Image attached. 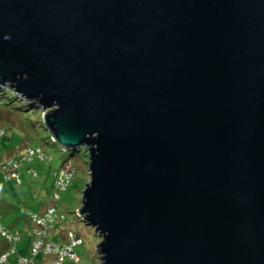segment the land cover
Masks as SVG:
<instances>
[{
	"label": "water",
	"instance_id": "1",
	"mask_svg": "<svg viewBox=\"0 0 264 264\" xmlns=\"http://www.w3.org/2000/svg\"><path fill=\"white\" fill-rule=\"evenodd\" d=\"M0 87L86 152L101 264H264V0H0Z\"/></svg>",
	"mask_w": 264,
	"mask_h": 264
},
{
	"label": "rangeland",
	"instance_id": "2",
	"mask_svg": "<svg viewBox=\"0 0 264 264\" xmlns=\"http://www.w3.org/2000/svg\"><path fill=\"white\" fill-rule=\"evenodd\" d=\"M0 89L5 90L7 88L0 87ZM18 98L20 99V97ZM2 105L0 106V129H3L5 132L4 136L0 138V158L6 155L10 157L11 153L17 154L20 158L21 156L24 157L26 155V142H28L27 145L32 148H44L49 158L45 156V158H48L45 161L33 160L31 163L35 170L38 171V177L36 178L29 175L28 171H25L28 168V164L24 163L22 169L25 171L23 183L18 188L14 186V181L5 182L0 173V182L2 183V189L0 190V198L2 200L0 211L2 214L0 220H2L5 225L15 230H21L24 233L27 232V220L25 215L29 210H35L41 203H46L48 201L52 193L55 173L60 170L63 172H72L74 173L73 181L67 191L59 192L54 188L53 197L55 194L57 195L60 193V199L58 203L54 202L53 204L58 211H65L67 213L66 224L68 227L66 228L78 232L84 240V245L77 248V252L80 255V260L78 262L66 260L64 264H101V256L97 251V247L101 240L96 235L94 229L86 226L82 221L78 220V216L73 215V212L77 214V211L81 208L83 191L90 183L87 154L84 156V153H82L76 157L72 156L69 158L67 151H64L56 142V145L52 147L44 141L45 136L48 135L51 137V141L54 142V139L46 128H44V133L42 129L35 131L37 129L36 127H34L35 130H29L31 127L27 125L30 123V120H32V117H30L29 120H26L25 117L32 113L31 109L18 112L10 108L9 105ZM39 115L40 119L37 118V120L41 121L40 125H42L43 113L41 112ZM35 119L36 118L33 120V124L36 121ZM43 156L42 154V157ZM51 202L53 201L51 200ZM53 228L49 230L46 226L44 229H46V231L47 229L52 231L54 230ZM66 228H63V231L67 233L68 231L65 230ZM40 230H42V227ZM30 236V232L29 234L27 233L18 246L20 249H23L22 253L24 255H29L28 245L31 241ZM16 258L17 257L13 259V262H15ZM38 260H44L43 264H51L53 256L45 259L41 257Z\"/></svg>",
	"mask_w": 264,
	"mask_h": 264
},
{
	"label": "trees",
	"instance_id": "3",
	"mask_svg": "<svg viewBox=\"0 0 264 264\" xmlns=\"http://www.w3.org/2000/svg\"><path fill=\"white\" fill-rule=\"evenodd\" d=\"M0 102H1V105L2 104H5V105H9L10 108L18 111V112H24V111H27L28 109H31L32 110V113H30L29 115H27L25 117L26 120H29L30 117H32V120H30V123L27 125L29 127H31V129L29 128V130H35L34 127H36L37 129L35 131H38L39 129H42V132L45 128V126L43 125L44 122L41 124V121L37 120L40 119V113L42 112L41 109H39L38 105L35 104V103H29L23 99H19L18 97H16V95L13 93V91H11L10 89H5V90H2L0 89ZM0 105V106H1ZM3 106V105H2ZM36 111V112H34ZM17 114H20V113H17ZM34 118H36L35 120V123L33 124V120ZM39 126H42V127H39ZM0 131H3V134L0 135V138L2 136H4V130L3 129H0ZM43 132V133H44ZM44 141L48 144V145H51L52 147H54L56 144L55 142H52L51 141V137H49L48 135L45 136L44 138ZM28 144V142H26ZM27 144H25V149H26V155L23 157L21 156V158L19 156H17V154H10V157H8V155L0 158V163L2 162H6V161H12V162H16V163H19L21 165V167L19 168L18 170V173H19V181L18 180H11V181H14V186L15 187H19L22 185L23 183V175L25 174V171H28V174L31 175L32 177H38V171L35 170V168L31 165V163L33 162V160H40V161H45L46 159L49 158V156L47 155L46 151L44 150V148L42 147H36V148H32L31 146H28ZM30 150H33L35 153L34 155H30ZM37 150H40L41 153L44 155L43 157L41 156H38L37 154ZM67 153L69 154V158L74 156H78L82 153H84V156H86V152L84 151V149H81V150H74V151H67ZM45 156H47L48 158H45ZM29 158H31L29 160ZM68 159V158H67ZM65 161V160H64ZM24 163L28 164V168L23 171V165ZM62 171H58L55 173V180H54V183H53V187H52V193L48 199V201L46 203H41L40 206L35 209V210H29L26 215H25V218L27 220V229L26 231L27 232H22L21 230H15L13 229L12 227L10 226H7L5 225L2 220H0V259L3 257V256H7V261L5 263H1L0 264H21L20 260L25 258V259H30L32 260L33 256H32V248H33V242L34 240L36 239H42L44 244H54V245H57V246H65L67 244V233L64 232L63 228H66L68 227V225L66 224V221H67V213L65 211H58L57 212H60L63 216H65L66 220L61 222L60 225H57L55 228H54V231H49L47 234L44 235V233L42 234V237L39 238L36 234H35V230L36 228L38 227L37 225V222H35L33 220V218L35 216L39 217L40 214H42L48 207H51L52 205L55 206L53 203H58V200L60 199V193L58 194L59 195V198L58 199H54L53 198V192H54V188H55V185L57 183L58 180H60V173ZM0 173L2 174L3 176V179L5 182H7L8 180L6 179L5 177V172L3 171H0ZM10 180L8 182H11ZM72 184V182L67 186V189L66 191L69 189L70 185ZM2 189V183L0 182V190ZM55 190H57L55 188ZM57 192V191H56ZM51 200L53 202H51ZM2 202V200L0 201ZM0 206H2V203H0ZM56 208V206H55ZM1 211H0V217H1ZM73 215L74 216H77L76 212H73ZM55 216V215H53ZM52 216V219H54V217ZM78 220H80L78 218ZM81 221V220H80ZM74 223V222H72ZM70 228H66L65 230L66 231H69ZM72 230V229H70ZM74 231V230H72ZM3 232H6L7 233V236H12V237H16L18 236L19 237V240L16 241V242H11L9 241V239H7V237L3 236L2 233ZM31 234V241L29 242V255H24L22 252H23V249H20L18 246H19V243L22 241L23 237L26 236V234L28 233ZM75 232V231H74ZM76 236L78 239H81L82 240V243L80 245H77L76 247H74V252L77 253V255L79 256V260H80V255L79 253L77 252V248L78 247H81L84 245V240L82 238V236L79 235L78 232H75ZM16 258L15 262H13V259ZM43 258L44 259L46 258L43 253H39L38 256L34 257V264H43L44 263V260L40 261L38 260L39 258ZM66 260H69V261H72V262H76L74 260H71L70 258H66L63 262V264L65 263Z\"/></svg>",
	"mask_w": 264,
	"mask_h": 264
},
{
	"label": "built area",
	"instance_id": "4",
	"mask_svg": "<svg viewBox=\"0 0 264 264\" xmlns=\"http://www.w3.org/2000/svg\"><path fill=\"white\" fill-rule=\"evenodd\" d=\"M3 134V131H0V135ZM30 155H34V151L30 150ZM38 156L42 157V153L40 150L36 151ZM31 158H29L30 160ZM21 167L19 163L12 162V161H6L0 163V171L5 172V177L9 181L11 180H18L19 181V173L18 170ZM73 175L74 173L72 172H61L60 173V180L57 181L55 188L60 192V191H65L67 189V186L73 181ZM58 193V192H57ZM54 199H58L59 195L55 194ZM55 215V216H53ZM52 216L54 219H52ZM35 222H37L38 227L35 230V234L41 238L42 234L44 233L47 234L50 229L53 227L55 228L59 223L63 222L66 220L65 216H63L60 212H57V209L55 206L48 207L42 214L39 215V217L35 216L33 218ZM47 226V231L44 229ZM42 227V230L40 228ZM53 228V229H54ZM44 229V230H43ZM54 231V230H53ZM3 236L7 237L9 241L11 242H16L19 240V237H12L7 236L6 232L2 233ZM82 243L81 239H78L75 232L72 230H69L67 232V244L65 246H57L54 244H44L42 239H36L33 242V248H32V260L30 259H21L20 262L21 264H34V257L38 256L39 253H43V255L48 258L53 256V261L51 264H63L64 260L66 258H70L71 260H74L76 262L79 261V256L77 253L74 252V247L77 245H80ZM7 256H3L0 259L1 263H5L7 261Z\"/></svg>",
	"mask_w": 264,
	"mask_h": 264
},
{
	"label": "crops",
	"instance_id": "5",
	"mask_svg": "<svg viewBox=\"0 0 264 264\" xmlns=\"http://www.w3.org/2000/svg\"><path fill=\"white\" fill-rule=\"evenodd\" d=\"M0 201H1V198H0ZM1 203V202H0Z\"/></svg>",
	"mask_w": 264,
	"mask_h": 264
}]
</instances>
